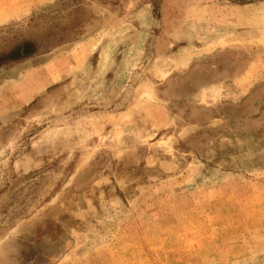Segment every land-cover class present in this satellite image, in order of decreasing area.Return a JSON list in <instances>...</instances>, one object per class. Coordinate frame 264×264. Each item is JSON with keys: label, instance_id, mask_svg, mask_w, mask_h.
Returning <instances> with one entry per match:
<instances>
[{"label": "rangeland", "instance_id": "1", "mask_svg": "<svg viewBox=\"0 0 264 264\" xmlns=\"http://www.w3.org/2000/svg\"><path fill=\"white\" fill-rule=\"evenodd\" d=\"M0 264H264V0H0Z\"/></svg>", "mask_w": 264, "mask_h": 264}, {"label": "trees", "instance_id": "2", "mask_svg": "<svg viewBox=\"0 0 264 264\" xmlns=\"http://www.w3.org/2000/svg\"><path fill=\"white\" fill-rule=\"evenodd\" d=\"M26 46H28V43H25L24 44V47H26ZM19 50L22 51V52H20V53H19V51H16L17 53L16 52H13L12 56L13 57H16L17 56V58H22V57H25V56H28L29 55V54H26V52H24L22 49H19Z\"/></svg>", "mask_w": 264, "mask_h": 264}]
</instances>
